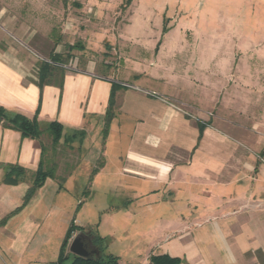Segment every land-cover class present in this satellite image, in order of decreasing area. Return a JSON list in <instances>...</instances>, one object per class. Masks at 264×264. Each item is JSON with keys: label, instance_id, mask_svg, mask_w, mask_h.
Instances as JSON below:
<instances>
[{"label": "crops", "instance_id": "crops-1", "mask_svg": "<svg viewBox=\"0 0 264 264\" xmlns=\"http://www.w3.org/2000/svg\"><path fill=\"white\" fill-rule=\"evenodd\" d=\"M248 1V9L261 10L262 0ZM35 34L29 22L0 9V106L28 118L38 110L40 128L55 121L65 137L84 138L63 153L62 188L46 179L22 207L40 149L0 124V264H54L72 221L103 238L118 264H148L152 255L182 264H264V38H243L232 56L223 51L232 57L227 67L214 66L220 54L211 38L210 65L173 80L175 72L160 68L158 59L123 79L112 69H65L61 87L57 77L39 89L38 50L47 38ZM235 55L253 56L255 66L234 67ZM112 84L122 89L102 145ZM177 104L197 106L203 121ZM101 157L103 167L92 176ZM10 167L25 171L13 185L4 180ZM87 183L103 200L81 199Z\"/></svg>", "mask_w": 264, "mask_h": 264}, {"label": "rangeland", "instance_id": "rangeland-1", "mask_svg": "<svg viewBox=\"0 0 264 264\" xmlns=\"http://www.w3.org/2000/svg\"><path fill=\"white\" fill-rule=\"evenodd\" d=\"M241 1L245 4L239 0H133L125 7L124 0H0V9L29 22L37 40L47 38L42 39L38 50L41 58L37 66L48 60L53 48L65 58V69H112L123 79L128 72L148 68L159 59L160 68L175 72L169 75L173 80L174 75L187 68L210 65L206 53L211 38L214 51L220 54L214 66L219 62L224 67L232 62L231 52H237L240 40L258 35L264 38V0L261 10L248 9L249 1ZM238 6L246 9L238 10ZM4 32L6 37L14 38V32ZM67 46H74L73 50H67ZM223 51L231 56L222 54ZM238 62L247 68L255 66L253 56L243 61L235 55L232 65L236 67ZM204 79L205 74L198 75L197 85L203 84ZM127 80L135 83L133 79ZM143 82L153 83L145 78ZM250 99H244L247 105ZM194 107L185 104L182 109L203 121ZM44 143L49 146L48 139ZM92 191L94 188L87 183L81 199L85 201L94 195L95 203L103 200L104 193Z\"/></svg>", "mask_w": 264, "mask_h": 264}, {"label": "trees", "instance_id": "trees-1", "mask_svg": "<svg viewBox=\"0 0 264 264\" xmlns=\"http://www.w3.org/2000/svg\"><path fill=\"white\" fill-rule=\"evenodd\" d=\"M133 0H124L125 7L130 6ZM166 31V29H164ZM74 46H67L66 49L71 51ZM66 61L60 54H50L47 61H41L36 70V80L34 83L39 89L44 85L52 84L57 77L61 79L65 73ZM122 87L117 84H112L111 93L108 101V106L103 120V127L101 131L102 145L107 138L110 123L114 117L115 93L121 90ZM38 110L32 118H28L21 114H11L5 108L0 106V124L5 129L14 130L20 133L23 139H31L36 141L40 149V161L38 169L33 176L32 184L28 189L22 207L25 206L35 191L39 189L46 179L56 180L59 187L62 188L64 175L68 170L67 162H62L58 157L67 158L63 153L67 149L72 150L71 144L79 136L80 140L84 138V133H74L71 137H65L63 127L58 122H50L45 128H40L38 125ZM199 137L202 135L204 124L198 123ZM44 139L49 140V146L44 143ZM75 158L76 152H73ZM103 158L101 157L97 165L93 169L92 176L95 175L103 167ZM66 164V168L61 164ZM25 173L19 167H10L9 172L5 175V183L13 185L17 183L20 176ZM80 208L78 204L76 210ZM78 233L82 236L84 243L89 246V251L94 250L95 253L88 258H81L72 255L68 251V243L73 234ZM106 241L99 237L97 233L91 229L84 230L75 226L74 221L71 222L67 234L61 245L57 261L54 264H118V258L105 253ZM148 264H182V261L177 258H170L168 256H155L152 255L148 259Z\"/></svg>", "mask_w": 264, "mask_h": 264}, {"label": "water", "instance_id": "water-1", "mask_svg": "<svg viewBox=\"0 0 264 264\" xmlns=\"http://www.w3.org/2000/svg\"><path fill=\"white\" fill-rule=\"evenodd\" d=\"M68 251L72 255L81 258H88L90 255L95 253L94 250L89 251V246L84 243V240L80 234L76 235L71 240Z\"/></svg>", "mask_w": 264, "mask_h": 264}, {"label": "built area", "instance_id": "built-area-1", "mask_svg": "<svg viewBox=\"0 0 264 264\" xmlns=\"http://www.w3.org/2000/svg\"><path fill=\"white\" fill-rule=\"evenodd\" d=\"M175 106V105H174ZM185 106L184 104H177V107L175 106V108H177L178 110L182 111L185 115H188L187 113L184 112V110L182 109V107Z\"/></svg>", "mask_w": 264, "mask_h": 264}]
</instances>
